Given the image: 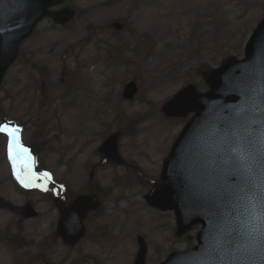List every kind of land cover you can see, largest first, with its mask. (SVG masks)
Masks as SVG:
<instances>
[{
  "label": "rangeland",
  "instance_id": "obj_1",
  "mask_svg": "<svg viewBox=\"0 0 264 264\" xmlns=\"http://www.w3.org/2000/svg\"><path fill=\"white\" fill-rule=\"evenodd\" d=\"M69 6L72 23L40 24L0 87V125L18 127L20 143L33 147L38 170H45L23 187L8 158V136L0 133V199L9 203L0 209V264H134L138 236L146 240L147 264H160L194 247L198 227L176 238L174 214L146 204L150 183L131 165L151 183L160 177L188 121L165 117L162 106L189 84L205 90L197 73L202 64L243 58L264 0H71ZM129 81L139 87L131 102L122 97ZM115 132L122 166L98 153ZM26 171L17 165L21 177L31 178ZM42 172L67 203L89 193L102 203L74 248L55 234L61 197L40 190ZM28 203L36 219H24Z\"/></svg>",
  "mask_w": 264,
  "mask_h": 264
},
{
  "label": "water",
  "instance_id": "obj_2",
  "mask_svg": "<svg viewBox=\"0 0 264 264\" xmlns=\"http://www.w3.org/2000/svg\"><path fill=\"white\" fill-rule=\"evenodd\" d=\"M69 1L0 0V85L17 59L20 44L32 35L39 22L51 18L58 25H66L73 20L75 13L68 8L49 12L50 8ZM199 73L209 87L207 93H198L190 85L163 107L167 117L185 118L190 113L195 116L165 159L161 179L146 200L161 211H174L177 237L196 225L201 226V231L195 248L172 254L162 264H264V232L252 221L246 191L230 189L231 195H222V177L229 165L209 166L226 147L221 137L212 135L215 125L246 101L250 104L252 98L264 94V19L247 44L244 60L227 58L219 69L203 65ZM136 93V84L129 83L123 97L132 100ZM119 136H111L99 153L122 164L117 152ZM93 176L92 172L90 179ZM258 179V176L246 179L242 185L251 188ZM99 207L95 196H80L70 209L61 212L57 235L66 245L74 247L85 235L84 219ZM24 216L29 219L37 214L28 205ZM138 242L135 264H145L146 245L142 238Z\"/></svg>",
  "mask_w": 264,
  "mask_h": 264
},
{
  "label": "snow or ice",
  "instance_id": "obj_3",
  "mask_svg": "<svg viewBox=\"0 0 264 264\" xmlns=\"http://www.w3.org/2000/svg\"><path fill=\"white\" fill-rule=\"evenodd\" d=\"M19 132L18 127L0 125V133L9 138L8 158L13 164V174L23 187H28L37 177L33 173L31 178H22L16 172L18 157L30 158L28 149L20 143ZM212 135L221 137L226 146L218 159L209 165H229L222 177V195H231L230 189L246 191L252 221L264 232V94L252 98L250 104L246 101L241 107L232 110L228 118L215 125ZM213 171H216L215 167ZM42 176L51 178L48 173ZM254 176L259 177L258 182L253 181L252 187L246 189L242 182Z\"/></svg>",
  "mask_w": 264,
  "mask_h": 264
},
{
  "label": "bare ground",
  "instance_id": "obj_4",
  "mask_svg": "<svg viewBox=\"0 0 264 264\" xmlns=\"http://www.w3.org/2000/svg\"><path fill=\"white\" fill-rule=\"evenodd\" d=\"M151 161H152V163H153L151 169L155 170V169H156V166H155V164H156V159L153 157V158L151 159ZM131 167L133 168V171L136 173V175H137V173L140 174V176H138V177H139L141 180H143V181H147L148 184L150 183V181L147 180L148 178L145 177L143 171H142L139 167L134 166V165H131ZM149 187H151V184H149ZM148 192H149V191H148ZM148 192L145 194V196L148 194ZM142 194L144 195V192H143ZM145 196H144V197H145ZM136 202H137V201H136ZM137 203H138V202H137Z\"/></svg>",
  "mask_w": 264,
  "mask_h": 264
}]
</instances>
